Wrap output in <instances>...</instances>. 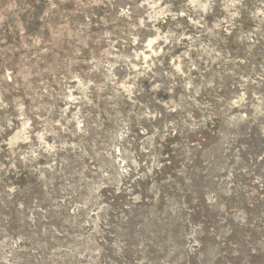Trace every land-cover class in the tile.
<instances>
[{"label":"rangeland","instance_id":"obj_1","mask_svg":"<svg viewBox=\"0 0 264 264\" xmlns=\"http://www.w3.org/2000/svg\"><path fill=\"white\" fill-rule=\"evenodd\" d=\"M0 264H264V0H0Z\"/></svg>","mask_w":264,"mask_h":264},{"label":"trees","instance_id":"obj_2","mask_svg":"<svg viewBox=\"0 0 264 264\" xmlns=\"http://www.w3.org/2000/svg\"><path fill=\"white\" fill-rule=\"evenodd\" d=\"M7 180L11 182L14 186L16 185L17 189L25 187L28 183L27 176L25 174H16L13 172L9 173Z\"/></svg>","mask_w":264,"mask_h":264}]
</instances>
